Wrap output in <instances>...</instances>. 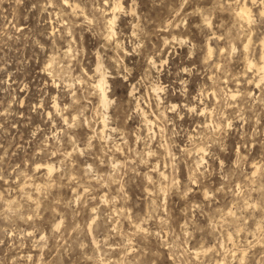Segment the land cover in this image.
<instances>
[{"label":"rangeland","instance_id":"rangeland-1","mask_svg":"<svg viewBox=\"0 0 264 264\" xmlns=\"http://www.w3.org/2000/svg\"><path fill=\"white\" fill-rule=\"evenodd\" d=\"M63 1L0 0V264H264V0Z\"/></svg>","mask_w":264,"mask_h":264},{"label":"bare ground","instance_id":"bare-ground-1","mask_svg":"<svg viewBox=\"0 0 264 264\" xmlns=\"http://www.w3.org/2000/svg\"><path fill=\"white\" fill-rule=\"evenodd\" d=\"M66 1V0H64ZM63 1V2H64ZM65 3V2H64ZM117 5V4H116ZM119 5V4H118ZM115 9V8H114ZM237 10V8H236ZM235 10V11H236ZM234 12V11H233ZM234 14V13H233ZM235 16V17H234ZM233 17L236 19H238L240 22L239 23H244V24H252L251 21H252V11H251V8L248 6L247 2L246 3H243L242 6L235 12V15ZM116 17H114L113 19H110V25L112 26L110 31H112V35L114 33V27H113V24L114 22L116 21L115 20ZM244 26V25H243ZM111 37V35H110ZM249 67L250 68H256L257 71L259 72V74L262 75V79H264V53H263V56H262V63L260 64H257V63H253V62H249ZM100 71V69H97ZM96 70V71H97ZM98 72V71H97ZM100 74V73H99ZM262 82V81H261ZM98 83V88L100 89V99H101V102L103 103V106L105 107H109V104H110V100H109V95L107 93V85H108V80H107V77L105 74H101L100 76V79L99 81L97 82ZM150 121V120H149ZM104 125L105 127L107 126V121L104 120ZM47 168V167H46ZM48 170L47 171H50L52 172L54 167L53 166H48ZM50 174V173H49ZM39 186H37L38 188Z\"/></svg>","mask_w":264,"mask_h":264}]
</instances>
